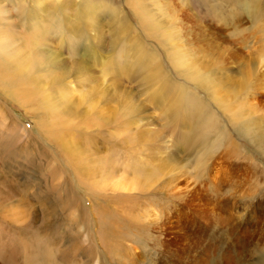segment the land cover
<instances>
[{
    "label": "rangeland",
    "instance_id": "obj_1",
    "mask_svg": "<svg viewBox=\"0 0 264 264\" xmlns=\"http://www.w3.org/2000/svg\"><path fill=\"white\" fill-rule=\"evenodd\" d=\"M0 9L64 72L99 59L0 69V264H264V0Z\"/></svg>",
    "mask_w": 264,
    "mask_h": 264
},
{
    "label": "bare ground",
    "instance_id": "obj_2",
    "mask_svg": "<svg viewBox=\"0 0 264 264\" xmlns=\"http://www.w3.org/2000/svg\"><path fill=\"white\" fill-rule=\"evenodd\" d=\"M7 23L0 20V69L9 78L19 79L24 84L33 82V85L43 81H47L48 83L61 81L67 79L70 73L78 78L81 73L91 67L88 63L93 61L98 62L99 60L96 55L85 54L84 51L77 53V50L74 48L72 53L75 56L72 59V68H69V65H67L65 66L67 70L64 72L60 53L56 51L55 47H52L53 45L51 46L52 49L47 47L40 49L30 48L26 40L33 39L26 37L25 40L23 36L20 37L14 29L15 25ZM62 43V41L59 42L60 45ZM60 68L61 70H59ZM124 185L122 183L118 184L121 187Z\"/></svg>",
    "mask_w": 264,
    "mask_h": 264
}]
</instances>
